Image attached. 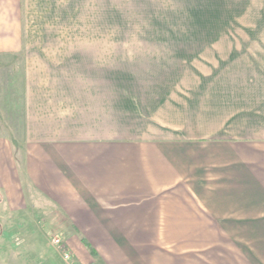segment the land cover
Returning <instances> with one entry per match:
<instances>
[{
  "label": "crops",
  "instance_id": "crops-1",
  "mask_svg": "<svg viewBox=\"0 0 264 264\" xmlns=\"http://www.w3.org/2000/svg\"><path fill=\"white\" fill-rule=\"evenodd\" d=\"M102 1L0 0V245L37 235L80 264H264V0L256 34L172 35L141 81L93 82L28 14Z\"/></svg>",
  "mask_w": 264,
  "mask_h": 264
},
{
  "label": "rangeland",
  "instance_id": "rangeland-1",
  "mask_svg": "<svg viewBox=\"0 0 264 264\" xmlns=\"http://www.w3.org/2000/svg\"><path fill=\"white\" fill-rule=\"evenodd\" d=\"M28 15L33 34L65 37L63 48L72 46L74 60H79L74 76L93 82L141 81L157 70L160 53L155 51L169 45L165 40L172 35L256 34L260 22L262 31L257 0H103L97 8ZM56 15L62 18L60 24L43 26L45 31L36 25ZM80 61L89 69L79 67ZM7 240L8 245H0L1 264H66L45 238L25 237L19 245L11 236Z\"/></svg>",
  "mask_w": 264,
  "mask_h": 264
},
{
  "label": "built area",
  "instance_id": "built-area-1",
  "mask_svg": "<svg viewBox=\"0 0 264 264\" xmlns=\"http://www.w3.org/2000/svg\"><path fill=\"white\" fill-rule=\"evenodd\" d=\"M53 242L57 245L60 246L62 243V239L60 237H53ZM62 256L63 259L66 261L68 264H80L74 257L73 253L66 249H62Z\"/></svg>",
  "mask_w": 264,
  "mask_h": 264
}]
</instances>
